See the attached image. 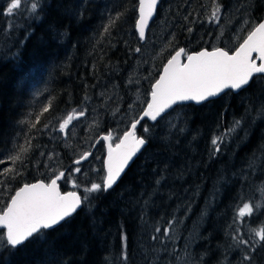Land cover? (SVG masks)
I'll use <instances>...</instances> for the list:
<instances>
[{
	"label": "trees",
	"instance_id": "1",
	"mask_svg": "<svg viewBox=\"0 0 264 264\" xmlns=\"http://www.w3.org/2000/svg\"><path fill=\"white\" fill-rule=\"evenodd\" d=\"M215 2L160 0L142 41L138 0H21L12 15L9 0H0V159L23 149L22 162L0 164L17 173L0 177V210L25 184L49 183L59 172H66L62 191H73V163L86 152L102 174L95 180L82 171L86 180L75 191L87 199L60 227L19 248L0 236V264H264V242L253 252L234 239L251 245L264 228V204L243 220L237 215L244 203L264 201V76L239 94L143 123L137 133L147 147L120 183L85 192L103 184L105 148L96 143L128 131L139 118L130 103L139 101L141 115L176 51L233 53L264 20V0H218L222 18L209 22ZM73 111L86 112L91 125L77 121L61 139L59 124ZM216 137H223L219 152Z\"/></svg>",
	"mask_w": 264,
	"mask_h": 264
},
{
	"label": "snow or ice",
	"instance_id": "2",
	"mask_svg": "<svg viewBox=\"0 0 264 264\" xmlns=\"http://www.w3.org/2000/svg\"><path fill=\"white\" fill-rule=\"evenodd\" d=\"M158 0H138V19L136 28L141 40L145 38L146 29L149 21L152 19ZM37 5L33 3L31 8L35 10ZM21 9V0H9L6 8V14L12 15L13 10ZM221 7L217 2L214 3L211 11L209 22L220 21ZM120 16L116 15V19ZM114 23L110 21V24ZM104 31L107 33L108 28ZM140 51L139 48L136 49ZM256 53V57H253ZM186 57V63H182L181 58ZM259 61V63H257ZM256 74H264V22L256 25L248 34L243 42L236 49L234 54L228 51L216 48L213 51H200L196 54H186L183 48L176 51L163 69V74L155 82L151 92V102L147 104L146 110L143 112L144 117H149L152 121H156L162 113L171 108L174 104L182 101H195L200 103L215 97L225 89L240 90L247 86ZM49 107H44L43 112H48ZM84 111L76 113L73 111L59 124V131L67 134V129L72 123L74 117H82ZM39 120L37 118L36 123ZM23 123V122H21ZM139 120L131 124V130L124 133L122 139L115 145L112 144L111 134L103 137L108 141V159L106 163L107 174L103 180V184L92 183L90 187L85 188V192H99L111 189L119 179L121 173L128 166L129 161L137 152L147 143L146 139L137 136L136 128ZM239 125V121L236 122ZM35 128V124L31 125ZM147 132L148 129L144 128ZM25 143L31 144V138L25 136ZM223 137H216L212 140L214 151H220V143ZM6 155L0 159V164L11 161L13 165L22 162V156L19 152ZM91 153H84L79 159L75 160V164H80L82 160H87ZM75 172L79 173L80 168H76ZM9 174H17L14 167H6L0 169V177ZM64 173L59 172L55 179L50 183H34L25 184L14 196L10 197V203L0 210V229L6 230L0 232V236L4 237L3 242L6 246L16 248L30 238L41 233L42 230L53 228L60 224L67 217H70L81 207L83 200L76 192H68L62 194L59 191L57 180L63 178ZM2 186V181H0ZM76 187L77 185H73ZM264 192V187L260 188ZM264 204V201L257 203L255 206L251 202L244 203L238 209V218L243 220L245 216H251L255 211ZM170 227V226H169ZM159 231V229H157ZM167 236V230L165 232ZM256 241L249 245V241L240 237H234L239 244L248 246L251 251L262 242H264V228L255 231ZM155 239V237H154ZM126 240V238H125ZM126 249V243L123 245ZM127 260L126 253L122 257ZM246 261H251V255L244 257Z\"/></svg>",
	"mask_w": 264,
	"mask_h": 264
},
{
	"label": "water",
	"instance_id": "3",
	"mask_svg": "<svg viewBox=\"0 0 264 264\" xmlns=\"http://www.w3.org/2000/svg\"><path fill=\"white\" fill-rule=\"evenodd\" d=\"M159 5H160V0H158V4H157V6H156V11H155V13H154L152 19L149 21L148 28L146 29V33H145V38H144L142 41H145V40H146L147 33H148V31H149V29H150L152 23L154 22V20H155V18H156V15H157V11H158ZM138 15H139V13H138ZM262 22H264V20H263ZM136 32H137V34H138V36H139V33H138L137 28H136ZM139 38H140V37H139ZM140 40H141V39H140ZM238 47H239V46H238ZM184 50H185V49H184ZM203 51H204V50H203ZM207 51H208V50H207ZM212 51H213V50H212ZM235 51H236V50H235ZM235 51H234V52H235ZM209 52H210V51H209ZM234 52H233V53H229V54H230V55H231V54H234ZM185 53H186V51H185ZM192 54H196V53H192ZM174 55H175V54H174ZM256 55H257L256 53H253V57H254V58L256 57ZM181 60H182V63H186V62H187L185 57H182ZM167 63H168V62H167ZM167 63L165 64V66L167 65ZM257 63H259V61H257ZM165 66H164V67H165ZM164 67H163V69H164ZM163 69H162V72H161L160 76L163 74ZM160 76H159V78H160ZM262 76H264V74H256V75L253 77L252 81H250V83H249L247 86H245L244 88H242V89H240V90L225 89L224 92H221L219 95H217V96H215V97H210L208 100H206V101H202V102H200V103H197V102H195V101H182V102H178L177 104H174L171 108L167 109L164 113H162L161 116H159V117L157 118L156 121H152L149 117H144L143 119H140V117L143 116V112H144V111L146 110V108H147V106H146L145 109H144V111L142 112V114H141V115L139 116V118L137 119V120H139V123L137 124L136 134H137V136H139L138 133H137V131H138L139 127H140L143 123L148 122L150 125H156L161 119H163L164 117H166L168 114H170L172 111H174L177 107L185 106V105L201 106V105H204V104L209 103V102H211V101L218 100V99H220L221 97H223L224 95H226V94L229 93V92H232L233 94H239L240 92L246 90V89L252 84L253 80H254L256 77H262ZM159 78H158V79H159ZM154 84H155V83H154ZM154 84H153V85H154ZM152 88H153V86H152ZM151 92H152V89H151ZM150 102H151V94H150V96H149V101H148V103H150ZM137 120H136V121H137ZM130 130H131V126H130V128H129L128 131H130ZM103 137H104V136H103ZM103 137H102L101 139L98 140V142L96 143V146H97V145L99 144V142H101V141H103V142L105 143V146H106V155H105V159H104V171H105V176H106V174H107L106 163H107V159H108V141L104 140ZM121 139H122V138H121ZM147 144H148V143H146V144L144 145V147L141 148V150H140L139 152H137L135 156L132 157V159H131V160L129 161V163H128V166H127V167L124 169V171L121 173L119 179L116 181V183L113 185V187H112L111 189H108L107 191H111V190H113V189H114V188L120 183V181H121L122 178L125 176V174L127 173V171H128V170L131 168V166L135 163V161L138 159V157L143 153L144 149L147 147ZM92 154H93V151L91 152V155L88 157L87 160H82L80 164H75V163H74V166L79 167V166L84 165L85 163L89 162V161L91 160ZM63 173H64V176H63V178L57 180V185H58V187H59V191H60L62 194H66V193H68V192L63 193L62 190H61V182L64 180V177H65V175H66L65 172H63ZM54 179H55V178H54ZM36 183H39V182H36ZM43 183H45V182H43ZM49 183H50V182H49ZM33 184H34V183H33ZM45 184H47V183H45ZM69 192H75V191H69ZM76 193H77L78 195H80L78 192H76ZM80 196H81V195H80ZM82 208H83V203L81 204V207L78 208V209L76 210L75 213H73L70 217H67V218H66L64 221H62L60 224L54 226L53 228L46 229V230H42V231H52V230H54V229L60 227V226L63 225L66 221H68L69 219L73 218L78 212H80ZM5 231H6V230H4V229H0V232H5ZM42 231H41V232H42ZM37 235H38V234H37ZM34 237H35V236H34ZM34 237H32V238H34ZM32 238H30L28 241H30ZM28 241H26L24 244H22V245H20V246H18V247H16V248H19V247L25 245Z\"/></svg>",
	"mask_w": 264,
	"mask_h": 264
},
{
	"label": "rangeland",
	"instance_id": "4",
	"mask_svg": "<svg viewBox=\"0 0 264 264\" xmlns=\"http://www.w3.org/2000/svg\"><path fill=\"white\" fill-rule=\"evenodd\" d=\"M220 18H222V16L220 15ZM247 25H248V23L246 22L244 25H242L241 27H238L237 28V30H236V32H235V34H234V37H235V40L238 42L239 40H240V38H241V36L243 35V32L245 31V29L247 28ZM236 42V43H237ZM176 53V52H175ZM174 53V54H175ZM173 54V55H174ZM137 97H138V99L141 101L142 100V97H143V94H140V95H138V92H137ZM134 99V98H133ZM141 104H143V101L141 102ZM148 104V103H147ZM147 104H146V106H147ZM139 105V101L138 100H133V102L132 103H130V108H131V110L133 111V113H134V117H139L138 116V108L136 109V107ZM145 106V107H146ZM135 109H136V111H135ZM145 109V108H144ZM144 111V110H143ZM142 114V113H141ZM89 116L87 115V113L85 112V115L84 116H82V117H74V119H73V121H72V123L69 125V127H68V129H67V134H65V133H63V132H60V135L62 136L61 137V139H66V137H67V135H69L70 133H71V131L72 130H70L72 127H74L75 125L74 124H76V122L77 121H81L82 122V124H86L85 122H87V120H88V124H90L91 125V122H89V119L90 118H88ZM168 122H169V120H167ZM92 123H94V122H92ZM169 124H172V121H170L169 122ZM123 126V125H122ZM121 126V128L120 129H124V126L122 127ZM173 127H176V126H174V125H172ZM125 132H121V133H119V134H124ZM122 135L119 137V138H117L116 139V136H113L114 137V139H113V141H115L116 140V142L122 137ZM64 139V140H65ZM77 158H79V157H76V160H77ZM88 163V164H87ZM87 163H85L84 164V166L83 165H81V166H79V167H76L75 166V169L76 168H80V172L79 173H77V172H75V169H74V171L72 172V175H71V177H70V180H68V185H69V187L73 190V191H75L77 188H78V186L79 185H81V181H85L86 180V175H84L83 174V172L82 171H87V172H92V173H94V178H95V180H99V179H101V177H102V174H101V168H100V163H98L96 160H94L93 162H87ZM74 164V163H73ZM85 169V170H84ZM103 169H104V167H103ZM104 178H105V175H104V177H103V180H104ZM74 183H75V185H77L76 187H74L73 185H74ZM77 192V191H76Z\"/></svg>",
	"mask_w": 264,
	"mask_h": 264
},
{
	"label": "flooded vegetation",
	"instance_id": "5",
	"mask_svg": "<svg viewBox=\"0 0 264 264\" xmlns=\"http://www.w3.org/2000/svg\"><path fill=\"white\" fill-rule=\"evenodd\" d=\"M112 136V144L113 145H115L116 143H118L119 141H120V139L116 142V140L115 141H113V139H114V137H113V135H111ZM103 144L104 145V148H105V153H106V146H105V143L103 142V141H101V142H99V144L98 145H100V144ZM105 158V157H104Z\"/></svg>",
	"mask_w": 264,
	"mask_h": 264
},
{
	"label": "bare ground",
	"instance_id": "6",
	"mask_svg": "<svg viewBox=\"0 0 264 264\" xmlns=\"http://www.w3.org/2000/svg\"><path fill=\"white\" fill-rule=\"evenodd\" d=\"M66 173V172H65ZM66 176V175H65ZM65 178V177H64ZM51 182V181H50Z\"/></svg>",
	"mask_w": 264,
	"mask_h": 264
}]
</instances>
